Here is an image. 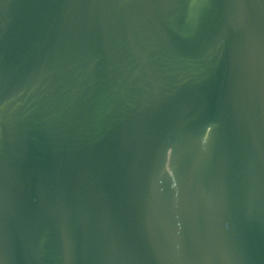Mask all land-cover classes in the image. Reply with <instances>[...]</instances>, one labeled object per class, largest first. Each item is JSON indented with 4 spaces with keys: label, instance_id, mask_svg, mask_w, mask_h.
Segmentation results:
<instances>
[{
    "label": "water",
    "instance_id": "obj_1",
    "mask_svg": "<svg viewBox=\"0 0 264 264\" xmlns=\"http://www.w3.org/2000/svg\"><path fill=\"white\" fill-rule=\"evenodd\" d=\"M0 264H264V0H0Z\"/></svg>",
    "mask_w": 264,
    "mask_h": 264
}]
</instances>
